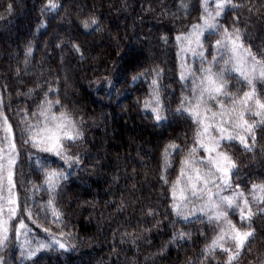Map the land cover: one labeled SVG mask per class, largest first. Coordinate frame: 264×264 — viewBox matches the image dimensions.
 <instances>
[{
	"label": "trees",
	"instance_id": "16d2710c",
	"mask_svg": "<svg viewBox=\"0 0 264 264\" xmlns=\"http://www.w3.org/2000/svg\"><path fill=\"white\" fill-rule=\"evenodd\" d=\"M56 2V10H45L48 0H0V129L5 119L12 129L0 142V205L9 197L10 170L16 207L7 240L0 230V264H227V252L204 249L223 234L235 253L231 225L253 233L232 264H264V193L253 187L264 185V124L254 140L247 137L249 151L239 139H221V117L212 118L253 89L264 100V79L248 85L225 71L228 95L205 93L198 109L204 125H214L202 138L203 125L185 110L199 101L205 69L219 73L235 63L230 42L216 46L225 29L233 36L238 30L240 53L264 62V0H231L220 16L217 0H208L207 12L202 0ZM208 13L215 29L205 28ZM62 113L79 137L62 141V155L42 151L50 147L40 142L43 130ZM224 127L225 136L233 131ZM198 140L207 147L218 140L216 151L235 162L229 186ZM169 144L179 147L165 156ZM186 159L195 163L181 176ZM193 168L202 175L195 195ZM51 172L62 174L54 190L46 183ZM223 197L239 207L228 208ZM244 201L254 215L242 221ZM219 212L225 215L209 219Z\"/></svg>",
	"mask_w": 264,
	"mask_h": 264
},
{
	"label": "snow or ice",
	"instance_id": "6c2138e0",
	"mask_svg": "<svg viewBox=\"0 0 264 264\" xmlns=\"http://www.w3.org/2000/svg\"><path fill=\"white\" fill-rule=\"evenodd\" d=\"M231 0H217V3L215 5L216 11L215 16H220L221 13L224 11L227 4H230ZM203 7L205 8V11L207 12L208 8V0H202ZM59 7V4L56 2V0H48V4L46 5L45 10H56ZM215 17L212 16V13H208V19H205V28L206 29H215L217 27L216 24L212 23L211 21ZM92 23H95V20L92 21ZM89 25L87 22H85L84 27L87 28ZM199 33L196 37V43L197 45L200 44L199 41ZM225 40H217L216 46L217 48L220 47H227L228 42L231 43V52L233 56L230 58L235 60V63L232 65L230 69H222L219 73L212 72L211 68L205 69L204 72L205 75L202 76L201 82V93L198 103L195 105L192 109H185L189 111L190 115H193L194 120L198 123L203 125V131L198 132V137H203L205 134L208 133V130L210 127H214V125H204V121L200 119V113L198 109L200 108L201 103H205L203 97L204 94L207 93L208 99H216L219 96H227L228 93L226 91V83L224 81V75L225 71H231L238 73L239 77L242 78L244 81L247 82L248 85H253L254 80L256 79H264V62L258 61L254 56H252L251 52L249 50H245L243 53H240V50L242 48V45L240 44V37L238 34V30L236 31V34L233 36L228 33V30L225 29ZM178 39H180L178 37ZM227 41V42H226ZM188 49H185L187 51ZM240 53V54H238ZM197 55L203 56V53H197ZM249 58L251 60V64L249 66ZM213 60H216V57H213ZM229 61H225V64L227 65ZM183 78V77H182ZM135 79V77H134ZM239 106V107H238ZM146 107L148 105L146 104ZM47 111V110H45ZM153 111L156 113V120L160 121L162 119V116L160 115V112L158 108H154ZM180 111V109H178ZM206 111H211V109H206ZM247 115H252L255 117H258V121L250 123L248 119H246ZM41 115H44V112L41 113ZM221 117V128L219 129L221 132V139H227V140H233V139H239L240 143L244 145L246 149L249 151L251 150L249 144L247 143V137L252 136V139L254 140V130L256 127L264 124V100L259 98L255 90L253 89L250 92H245L243 97L240 99H234L233 100V107L231 109H227L224 111H221L220 113L213 112L212 118H215L216 116ZM227 117V119H224V117ZM53 126L52 127H45L43 130L44 135L41 139V143L50 144V147H44L41 150L42 151H51L55 152L56 155H62V141L64 139L67 140H75L79 137V133L72 131L69 128V124H71V121L67 119L66 114H61L59 117L52 116L50 118ZM57 121H59L57 123ZM224 126H230L233 131L227 133L225 136L224 133L226 132V128ZM4 132V136L0 138V142H7L9 139V136L11 134V126L8 125L7 119L4 120V127L3 129H0ZM39 135V133L37 134ZM197 143L200 147L204 148V150L208 153H212L216 151V148L219 147V141L213 140L210 141V143L215 144V147H207L204 143L201 142V140H198ZM34 146L36 145V141L33 140ZM178 145L175 144H169L165 148V156L168 155V149H175L178 148ZM11 151L15 150V145H10ZM11 151L9 152V158L7 163L8 164H15V159L11 156ZM0 152H4L3 148H0ZM192 152H195V149H192ZM2 159V157H0ZM68 159H71L70 157ZM208 162L213 165L215 170L217 172H222L224 175L221 177L223 181V185L225 187L229 186V179L232 169L236 168V164L234 161H232L231 157H229L226 153H219L217 159H212L209 157ZM185 168L181 169V176H184L186 174V168L194 165V161L190 159H186L184 162ZM5 171V165L3 163H0V199H4L2 193L4 191V173ZM193 171L196 173L195 179L197 181V184L193 185L192 191L193 195L196 194V190L198 188L199 183L202 181V175L199 171V169L193 168ZM62 174L51 172L46 177V183H48L51 186V189L54 190L56 181L61 178ZM205 174V177L203 178V182L207 184L209 181L207 180ZM192 177L189 176V180H191ZM7 182H8V189L9 197L6 201V205H0V230L4 232V240H7V231H8V222L13 219L16 215V207L15 205V199L12 196V189L14 185L12 184V173L10 170L7 172ZM179 183V180L177 181ZM254 189L259 190L261 193H264V185H254ZM173 195L175 198V186L173 190ZM238 197H242L243 193H237ZM264 199V197H261ZM180 199H186L183 195H181ZM51 203V201H49ZM220 203H226L228 208H234L239 207V204L234 198L229 197H223L221 198ZM220 205L216 204L213 205V207L218 208ZM245 209H247V212H245ZM264 211V209H262ZM7 214V219H4L3 217ZM55 214V213H54ZM224 212H219L215 217H209L210 220L212 219H220V217L224 216ZM254 215L252 210L248 207V202L244 201V206L240 208V218L241 220H250L251 217ZM229 224L231 225V221H229ZM25 225L23 222L20 224V228L23 229ZM231 231L234 233L233 235L228 236V239L235 241V248L237 251L233 253L230 248L225 247L224 243L222 241L225 240V236L223 234L219 235L216 239H214L211 244L207 245L204 249V252L206 254L213 253L217 248H219L221 251L228 253V260L227 264H232V261L236 259V257L239 255V249H242L245 245V242L248 240L249 237L253 235L251 231L246 232H240L235 225H231ZM183 235V234H181ZM43 247V246H42ZM60 247H64L63 244L60 245ZM32 255H35V253H32Z\"/></svg>",
	"mask_w": 264,
	"mask_h": 264
},
{
	"label": "rangeland",
	"instance_id": "374dc122",
	"mask_svg": "<svg viewBox=\"0 0 264 264\" xmlns=\"http://www.w3.org/2000/svg\"><path fill=\"white\" fill-rule=\"evenodd\" d=\"M190 44L192 45L191 49L193 48V46H195L197 43H196V40L195 39H192V42H190ZM251 62H249V66H250ZM51 146V145H49ZM218 154L219 152L218 151H215L213 152V156H215L214 159H217L218 158Z\"/></svg>",
	"mask_w": 264,
	"mask_h": 264
}]
</instances>
